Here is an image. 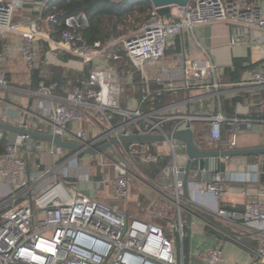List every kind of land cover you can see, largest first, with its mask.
<instances>
[{"label":"built area","instance_id":"built-area-1","mask_svg":"<svg viewBox=\"0 0 264 264\" xmlns=\"http://www.w3.org/2000/svg\"><path fill=\"white\" fill-rule=\"evenodd\" d=\"M49 2H35V12L39 15L29 21L26 28L20 29L14 20L23 2L0 0V37L20 35L19 50L27 69L30 72L39 70V88L25 92L34 98L32 109L36 108L45 124L35 126L33 131L79 144L84 149H96L114 138L167 136L186 129L189 124L193 129V121H202L209 124L210 138L222 141L226 118L221 112L214 116H180L169 111L173 104L160 108L151 106L147 111L144 106L163 94H190L194 90L210 92L219 98L223 89L230 85L220 81L218 65L200 42L202 58L191 59L185 54L167 56L165 51L171 45V39L185 31L194 32L199 27L217 24L231 28L232 46L243 45L245 33L264 35V0H191L184 7H166L170 10L167 17L160 13L161 8L153 7L150 19L135 32L107 44L100 41L87 43L83 32L89 27V18L83 13L69 16L63 22L53 16L43 19L42 9ZM47 22L63 26L58 40L44 34L43 27ZM40 41L48 43L47 58L43 61L39 58ZM117 44L122 45L141 75V100L123 101L127 87L135 89V85L128 70L111 63L120 58L111 51ZM55 54L70 55L84 68L90 67L88 77L80 80V86L64 97L54 93L57 84L47 83L49 59ZM7 61L5 47L0 51V93L15 94L19 90L8 82ZM244 85L264 87V72L250 73ZM259 109L264 114V101L259 103ZM94 113L101 122L91 117ZM115 115L122 118L118 124H114ZM85 119L94 120L96 132L93 136L86 130L70 128L71 124ZM240 121L231 120L236 124L234 130ZM168 123H176L170 132L164 129ZM21 126L30 129L26 121ZM28 139L18 135L16 145L8 144L0 155V175L10 188L7 197L14 202L19 199V190L30 192L35 182V176L29 174L27 161L20 156L28 149ZM160 143H131L128 146L119 143L91 155L83 149H65L51 142L44 152L43 142L34 141L32 151L41 160L38 167H42L41 158L46 153L48 161L44 165L48 172L43 177L51 175L52 181L45 189L30 193L28 198L2 212L0 264H191L192 255L202 264H222L225 256L221 244L188 253L185 250V196L183 181L178 180L181 171L174 163L176 142L165 141L172 161L160 175L163 181L153 182L139 168L138 159L145 164L158 161L163 155L156 148ZM236 145L234 134L223 146L233 149ZM245 176L250 179L253 173L245 172ZM234 182L231 169H220L212 181L204 182L200 191L213 195L217 218L241 228L242 237L262 243L254 250L242 244L241 237L229 238L255 252L257 261L252 264H264V202L248 203L243 213L220 208L228 185ZM83 183L94 184V198L79 189ZM137 184L144 189L136 193ZM157 193L163 198H155ZM135 194L154 197L147 210L148 219L132 217L127 209L118 206L129 204ZM258 198H264V188L258 191ZM110 200L117 205H110ZM136 205L141 207L140 203ZM156 220L166 221L172 236L167 235Z\"/></svg>","mask_w":264,"mask_h":264},{"label":"crops","instance_id":"crops-1","mask_svg":"<svg viewBox=\"0 0 264 264\" xmlns=\"http://www.w3.org/2000/svg\"><path fill=\"white\" fill-rule=\"evenodd\" d=\"M20 1L23 2V7L17 10L14 23L18 25L20 29H24L26 28V24L35 18L33 13L35 12V2H38V0ZM50 24V22H47L44 25V34L55 39L53 37L54 30L50 27ZM176 38L180 40L181 50L178 54L167 56L175 57L180 54H185L191 59L202 58L204 54L198 46V42H200L211 55L213 61L218 65L220 69V81L230 86L223 89L219 98L210 92L202 90H194L190 94L186 92L171 94V101L167 104H173V107H171L169 111L179 114L180 116H214L221 112L226 118V115L222 111V101L224 99L236 97L238 103L235 108V113L240 118L235 119L242 120L238 122L236 130H234L236 124L231 122V120L234 119L226 118L222 127V141H216L210 138L209 132H207L209 130V124L206 122L193 121L194 132L204 139L206 149H229L223 145L228 144L232 140L234 134L236 135L237 145L233 149L242 150L264 147V114L259 109V103L264 101V87L244 85L247 83L250 73L256 71L264 72V35L245 33L244 44L232 46L230 41L231 28L225 24H217L199 27L194 32L185 31L182 35L172 38L170 41L171 45H173ZM5 40L7 41L6 49L8 57L7 78L10 86L16 88L13 82L17 79H21L19 68L22 67L24 71L26 68L29 87L28 89L16 88L19 91L15 94L0 93V121L15 126H21L22 122L26 121L30 130H36L35 126H43L45 124L36 108L32 109V106H34V98L30 97L25 92L37 90L39 88L41 82L40 74L38 84L33 85V73L36 71L39 73V70L30 72L27 69L19 50L22 43L20 35L12 34ZM38 47L40 49L39 58L43 61L47 58L46 51L48 50V43L46 41H40ZM234 59H247L248 62H246V66H251L243 73L241 81L238 83H230L227 78L223 80L224 70L232 67ZM49 63L50 65L47 67V70L50 74V78L47 83L48 85L57 84L54 93L59 97L66 96L68 92L80 86L79 81L86 79L84 75L85 70L87 68L90 69V67L84 68L79 60L67 54L52 55L49 59ZM86 120L80 123H73L70 128L74 130H86L89 132V136H93L96 132L94 120ZM86 122H89V124ZM85 123L87 126H85ZM3 138H6L8 142L7 145L10 144L8 133H5ZM42 142L44 152H47L50 147V142ZM156 148L163 153V155L170 156L171 158L167 143L161 142ZM20 156L27 161L29 174L35 176L33 190L30 192L19 190L18 194L20 196L15 202L9 197L8 200L0 206V211L2 212L7 207L13 206L15 203L18 204L25 198H28L31 195L30 193H35L36 191L40 192L45 189L52 181L51 175L43 177V174L48 172V168L44 165V163L48 161L46 153H44L41 158L43 161V168L38 167L41 160L36 157L32 150L27 149V151L24 153L22 152ZM227 162L228 161L225 162L224 168L231 169L235 182L228 185L222 203L229 204L233 208L242 207L245 211L247 204L250 202H264V198H258V191L264 188V155L234 158L230 165L227 164ZM245 172L253 173V177L247 179ZM160 180L163 181L161 178ZM203 184L204 182L199 184L194 180L193 183L190 184V201L185 198L183 208V219L186 224L185 231L187 232L185 250L187 252L196 249L205 250L217 244H221L225 256L222 264H252L256 262L257 257L254 251L247 250L229 238L230 236L241 237L242 244H246L254 250L262 243L247 237H242L244 233L241 228L217 218L215 215L217 208L216 200L211 193H201L200 190ZM9 192L10 188L0 175V199L7 198ZM137 196L136 194L132 196L134 202ZM154 197L157 199L163 198L159 193ZM154 197L147 196L149 206L151 204V198L154 199ZM137 203L140 202L138 201L136 204Z\"/></svg>","mask_w":264,"mask_h":264},{"label":"trees","instance_id":"trees-1","mask_svg":"<svg viewBox=\"0 0 264 264\" xmlns=\"http://www.w3.org/2000/svg\"><path fill=\"white\" fill-rule=\"evenodd\" d=\"M152 9L153 5L149 0H50L49 4L42 9L41 16L43 19L53 16L59 22H63V20L69 16L83 13L89 18V27L83 32V36L87 43L93 44L97 41H100L103 44H107L124 36L126 32L121 31V26L124 25L128 20L134 18L137 14H146L147 16L145 17L144 21L147 22L151 17L150 14ZM169 11L170 10L168 8H164L160 10V13L167 17ZM38 15L39 12L33 13L35 18ZM50 23V27H52L54 30L53 37L58 39L63 26L54 25L53 22ZM6 43L7 41L0 37V51L6 47ZM180 50V40L179 38H176L173 42V45L167 47L165 54H178ZM111 51L119 54L120 56L118 60H112L111 63L119 69L128 70L133 76L135 89L127 87L123 101L126 102L130 98L141 100L143 83L140 73L131 64L121 44L115 45ZM246 62H248L247 59H234L232 67L226 68L224 70L223 80L227 78L230 83L240 82L243 73L251 67L246 66ZM89 72L90 69L87 68L84 72L86 78L88 77ZM38 80L39 73L36 71L33 73V85L38 84ZM170 98L171 94H163L162 96L155 97L154 100L147 101L144 106V111H147L151 106L156 108L163 107L171 101ZM237 103L238 99L236 97L232 99H224L222 101V111L226 115V118H240L235 113ZM120 121H122V118L118 115H115L114 124H118ZM175 125L176 123H168L165 125L164 129L165 131L170 132ZM7 143L8 142L6 138L0 139V155L6 151ZM130 144L131 143H124L125 146ZM153 150H155V148ZM170 162V156L166 155L159 156L157 162L150 164H145L140 159L137 160L139 168L153 182L159 181L160 175L162 174L163 170L168 165H170ZM222 169H224V166ZM8 198L9 197L0 199V206L4 204ZM138 201L141 203V205H143V208H147L149 206L147 196L145 195H138L134 203L136 204ZM220 208L235 212L244 211L242 207L233 208L231 205L225 203H221ZM1 214L2 211H0V216ZM156 222L162 225L165 228L167 235L170 236V233L167 230V222L161 220H156ZM177 245H180L178 241Z\"/></svg>","mask_w":264,"mask_h":264},{"label":"water","instance_id":"water-1","mask_svg":"<svg viewBox=\"0 0 264 264\" xmlns=\"http://www.w3.org/2000/svg\"><path fill=\"white\" fill-rule=\"evenodd\" d=\"M155 8H166L170 6L184 7L191 0H149ZM209 132V130L207 131ZM8 133L10 138V145H16V139L18 135L27 136V148L32 150V145L35 140L47 141L54 143L56 146L63 147L65 149L84 150L85 153L96 155L104 152L112 145L119 143H156L165 142L167 140H174L176 142V154L174 163L179 166L180 174L178 180L183 181L184 184V196L190 201V184L195 180L196 183H203L212 181L215 174L222 169L225 162L227 164L232 163V159L246 156H261L264 155V147L252 148V149H206L205 142L202 137L197 135L191 128V124L186 129L179 130L173 134L154 135V136H129L114 138L111 142L97 147L96 149L86 148L83 146L62 141L50 134H42L33 130H30L24 126H15L0 121V139L4 137V134ZM94 184H81L79 189L86 192L91 198L95 197Z\"/></svg>","mask_w":264,"mask_h":264},{"label":"rangeland","instance_id":"rangeland-1","mask_svg":"<svg viewBox=\"0 0 264 264\" xmlns=\"http://www.w3.org/2000/svg\"><path fill=\"white\" fill-rule=\"evenodd\" d=\"M146 16H147L146 14L145 15L137 14L134 18H132L131 20H128L124 25L121 26V31L122 32L123 31L126 32L125 35H127L129 33H132V32H135L136 29L138 27H140L145 22L144 19H145ZM19 70H20V78L21 79H17L16 81L13 82V84H14V86H16V88H27L28 89V87H29V79H28L26 68H25V71H24V69L22 67H20ZM124 70H126V69H124ZM91 117L94 120H98V121L101 122L100 117L97 114H95V113L91 114ZM85 120H83V122ZM86 123L89 124V122H86ZM86 123H85V126H87ZM143 189H144V186H142L140 184H137L136 187H135V192L137 193L138 191L143 190ZM132 200H133V198H132ZM131 201L127 205L126 204H119L118 206L122 210L123 209H127L129 211L130 215H132V217L135 216V217H139V218H142V219H148V215H147L148 207L147 208H143V205H141V207H137V205L134 203V201H132V203H131ZM113 202H115V201L110 200L108 203L110 205H117V203H113ZM0 223H1V218H0ZM172 234H173V232H170V236H172ZM179 243H180V241H179ZM180 245H181V243H180ZM191 264H202V263L195 255H192Z\"/></svg>","mask_w":264,"mask_h":264}]
</instances>
